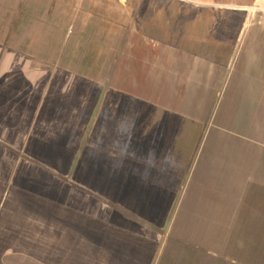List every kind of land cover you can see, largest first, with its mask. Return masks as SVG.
I'll use <instances>...</instances> for the list:
<instances>
[{
  "label": "rangeland",
  "instance_id": "rangeland-1",
  "mask_svg": "<svg viewBox=\"0 0 264 264\" xmlns=\"http://www.w3.org/2000/svg\"><path fill=\"white\" fill-rule=\"evenodd\" d=\"M2 2L6 4L5 0ZM183 2L188 3L189 7H195V12L191 13V17L197 18L198 25L204 26L205 24L207 30L211 32V36H220L230 40L227 45H203L204 52H197L200 55L203 53L205 58L214 60L212 63L214 65L227 62L226 57L230 56L232 62L227 73L233 71L235 81L240 78L232 84L231 95L229 89L219 94L222 96L221 102L223 97L228 100H224L222 106L219 102L218 108L211 110L213 115L211 120L205 124L204 140L199 143L201 150L203 148L214 149L216 157L208 155L205 158V163H201L203 160L201 154L203 153L200 151L199 157L194 159L195 163L193 161L190 169L185 171L186 166L160 168L159 161L165 156L164 153H161L158 159L148 161V165H152V170L142 166L137 168L138 170L142 169L140 174H144V176L151 172L156 173L158 170L157 175L137 180H156L160 186L153 188H167L166 190L157 192L152 191L150 187L147 194H143V200L140 195L136 194V190H133L135 189V180L124 177L118 179L123 188L114 190V186L109 185L108 191L112 192L111 195H102L104 191L108 192L104 190L105 182L99 180L100 177L102 178L100 171L103 166L100 162L104 159L103 157L111 159L112 162L113 158L128 154V156H124L129 161L135 148L150 151L147 148H150L153 141L150 139L151 137L147 136L149 131L147 128L150 125L152 129H158L162 125L160 121L149 122L150 119L146 117L148 113L143 112L142 115L146 116L138 120L140 127L127 130L131 127L126 126L129 123L123 119L121 120L125 123L120 128L119 123L116 124L110 117L102 120L104 127L100 125V117L92 116L90 120L76 118L75 123L78 129L73 135L56 136L54 134L57 133L56 127L51 122L52 120H26L22 123V130L13 133L11 140L8 139V141H13L12 152L0 154V169H2L0 177L3 180H7L6 177H9L8 175L16 169L15 180L12 184L0 182V208H2L0 216L2 210L8 211L0 221V239L3 242V245H0V254L5 263L13 254L15 256L22 254L27 257L33 254V260L38 259V264H108L109 259L114 258L113 253L109 252L107 247L104 248L101 244L99 248L95 247L91 239L75 233L72 228L64 225L60 217L52 210L57 205L53 198L46 199L39 194L29 197L24 194L27 192L24 189L25 184L34 182L40 187L48 182L45 187H48L51 196L57 197L65 191L63 187L61 189L59 180L66 175V181L69 182L67 184L71 187L76 185V188H80L81 193L86 196L72 199L71 201H74L75 205L70 201L69 206L74 205L88 212L95 210V214L98 216L95 221L98 222L99 230L103 234L107 233V229L110 230L109 234H114V230L120 225L129 226L131 232L136 230L147 239L157 233L163 235V233L170 232L172 226L175 227V230L184 231L188 226L187 218L192 215L194 209L202 218L211 221L212 228H219L221 231V242L224 243L226 240L227 244L226 250L228 251L226 253L229 256V264H264V0H183ZM22 8L19 11L17 23H15L16 26L9 27L14 21L13 19H16L14 18L16 10H13L11 18H5L9 25H3L0 28V33H4L5 36L9 29H11V34H13L12 30L17 34L26 33L31 28L30 18L42 17L45 11L43 8L39 12H34L24 6ZM49 18L58 21L59 28L60 25L62 28L66 25L68 27L69 38H67L68 41H65V45L64 40L59 39V32H53L47 42L53 45L48 48L55 51L54 58L64 51V64L61 65H66L73 72L66 74L69 76L68 79H73L71 80V94L74 93L79 97L80 94L91 92L89 90L91 85L83 84L84 80L76 79L75 75L89 77L88 80L97 79V77L103 78L106 91L108 89L113 91L116 87L120 90L127 89L126 77L131 74L135 76L140 68L139 65L133 64L134 61H138L133 57H137V53L143 57L150 54V50L146 46L143 47L141 36L131 35L128 44V36L120 35L124 42L121 44L119 54L120 56L123 53L130 55L124 61L120 56L115 61L118 52L116 47L120 42L115 41L117 36L108 34L110 30L105 29L103 24L96 27H102L105 35L98 36L100 42L97 43L98 40L94 43V37L90 35L92 34L90 31L94 30L92 23L90 25V22L89 24L88 22H78L77 28L86 33L82 34L85 36L84 39H76L72 35V30L74 26L76 27L75 23H61L59 16ZM5 21L4 23H6ZM55 26L56 23L54 28ZM43 27L42 24L38 30L42 31ZM169 34L164 33L166 36ZM148 35L155 36L159 33ZM235 37L237 38L235 39ZM219 38L216 37L215 40H219ZM222 57H225L224 60H221ZM235 58H237L236 62ZM65 59H68V64ZM112 63H115L114 66ZM217 69H211L214 70L211 71V75L216 73ZM114 77L118 78L116 79L118 82L115 84L113 83ZM247 77L250 81L251 77H254L257 82L244 83V79ZM150 82H152L151 79ZM137 85L140 88L144 84L138 80ZM49 90L51 91L48 87H42L40 93L43 95ZM223 93L227 95L224 96ZM46 94L48 95V93ZM228 96L230 97L228 98ZM116 102L114 101L115 104ZM82 104L80 100L75 103L78 109H81ZM110 104L112 102L106 106L109 107ZM90 107L93 109L92 103H90ZM206 111L208 110L203 109V112ZM171 119L173 118H166V120H170L165 124L168 129L171 125H175L174 120ZM37 124L39 128L44 127L43 132L37 130L30 133V129H39L36 127ZM110 124H114L115 128L107 126ZM26 129L27 131H25ZM84 129L85 133H83ZM45 133L49 134L45 135ZM72 137H76V140L71 144ZM191 137L189 135L188 141L183 142L187 149H191ZM44 138L47 141L43 146ZM157 141L155 149L161 147L168 149L174 145L171 144L172 141L169 137ZM90 142L92 148L87 149ZM176 146H178L177 149L184 152L181 141L177 142ZM57 147L62 148L60 153H55ZM91 156L95 159L94 161L99 160V163L94 162L95 180L88 182L85 179H79L76 183L72 182L70 169H77L74 172L79 173L82 178H86V175L82 173L87 171L86 162L91 161ZM219 158L224 164V169L228 168L227 171L219 172L220 162L217 163ZM64 161L67 166L62 165ZM44 163L48 167L53 165L56 167L44 168ZM76 163L77 165L72 167L71 164ZM110 166L113 172V164L110 163ZM213 166H217L218 169H213ZM115 167L117 172H123L125 169L127 175L134 170V165L130 162H118ZM164 170H170L172 173L166 175L162 173ZM198 170L201 175H195V171ZM62 174L64 175L62 176ZM198 177L199 180H197ZM193 178L195 181H191ZM180 180L184 181L181 183ZM87 186L90 187L89 191ZM84 188H87L91 194L82 191ZM191 197L197 199V204H194ZM26 198L29 199L27 204ZM41 198L46 200L43 201ZM140 200L145 201V209L139 207ZM12 240L17 243V245L13 244L14 251L12 250ZM27 240L30 243L37 241L38 248H34V243L30 248L32 245H29ZM47 256H49V261L45 262Z\"/></svg>",
  "mask_w": 264,
  "mask_h": 264
},
{
  "label": "crops",
  "instance_id": "crops-1",
  "mask_svg": "<svg viewBox=\"0 0 264 264\" xmlns=\"http://www.w3.org/2000/svg\"><path fill=\"white\" fill-rule=\"evenodd\" d=\"M5 2L6 4H3L2 0H0V28L3 25H9L5 18H11L14 13L13 10H16V16H14L16 19H13L14 21L9 27L16 26L15 23H17L19 11L23 9L22 6L28 7L34 12H39L41 8L45 11L42 17L30 18L29 25L31 28L26 33L17 34L12 30L13 34H11V29L5 36L3 35L4 33H0V154L12 152L14 148L13 141H8V139L11 140L15 132L22 130V123L26 120L50 119L56 127L57 133L54 134L63 136L65 134L73 135L75 130L77 131L76 118H88L90 120L92 116L100 117V125H103V127L105 125L102 120L110 117L116 124L119 123L118 126L120 128L125 123L121 120L123 119L129 123L126 126L131 127L127 130H134L140 127L138 120L144 116L142 113L146 112L148 115L145 116L150 119L149 122L157 120L162 124L158 129H152L150 125L147 128L149 130L147 136L151 137L150 139L153 141L150 144V148H147L150 151L135 148V152H133L129 161L124 156L126 154L113 158L112 162L111 159L103 157L104 159L100 162L103 166L100 171L102 178L100 177L99 180L105 182L104 190L108 191L109 185L114 186V190L120 187L123 188L121 186L122 183L118 179L125 177L129 180H135V189L133 190H136V194L142 198L143 194H147L151 188L152 191L157 192L167 189L153 188L160 186V183L156 180H137L157 175L158 170H156V173L151 172L144 176V174H140L142 169L138 170L137 168L142 166L152 170V165H148V161L158 159L159 154H165L164 158L159 161L160 168L168 169L169 167L172 168V166L174 168H182L180 166H186L185 171L190 169L194 159L199 157L200 151L203 153L201 154V159L203 158L201 163H205L206 156H215L216 152L214 149L203 148L201 150L199 146V143L204 140L205 124L211 120L210 118L213 115L211 110L217 109L218 103L221 102L222 96L219 94L223 91L226 92L227 89L230 92L232 84L240 78L235 81L233 71L227 73L232 62L230 56L226 57L227 62L214 65L212 64L214 60L205 58L202 55L203 53L200 55L197 52H204L203 45H227L230 40L220 36H211V32L207 30L205 24L204 26H201L202 24L198 25L197 18L191 17V13L194 14L195 12V7H189V4L184 3L183 0H5ZM56 16H59L61 23L69 24L71 22L76 24V27L74 26L72 30V35L76 39H84L85 36L82 34L86 33L77 28L78 22H88V24L90 22V25L92 23L94 30L93 32L90 31L92 33L90 35H93L94 43L99 40V37L105 35L102 27H96L103 24L105 29L110 30L108 34L111 36L114 34V36H117L115 41L120 42L116 47L118 52L115 61L119 59V49L124 42L120 35L128 36V44L130 43L131 35L142 37L143 47L146 46L150 50V54L143 57L136 52L137 57H133V59L138 61H134L133 64L139 65L140 68L135 73V76L131 74L126 77L127 89L123 88V90H120L116 87L117 90L108 89L106 91L103 85L105 84L103 78L97 77V79L88 80L89 77L75 75L76 79L84 80L83 84L91 85V88H89L91 92L80 94V97L74 93L71 94V80L73 79H68L69 76L66 73L72 74L73 72L66 65H61L62 63L64 64V51L54 58L55 51L48 48L53 47L52 44L47 42L52 37L51 34L53 35V32H59V35H57L60 36L59 39L64 40V45L65 41H68L67 38H69L67 25L64 28L60 25L59 28L57 26L58 21H53L52 18H49H55ZM55 23L56 26L54 28ZM42 24L44 29L39 31L38 27ZM35 29L36 31H34ZM208 29L210 30V28ZM158 33L159 35L155 36L148 35ZM164 33L170 34L166 36ZM216 37H220L219 40H215ZM99 42L100 40L97 43ZM111 51L113 52L112 49ZM127 52H129L128 49ZM129 55L123 53L120 58L124 61L129 58ZM224 58L222 57L221 60H224ZM65 61H67V64L69 63L68 59H65ZM236 61L237 58H235ZM112 64L114 66L115 63ZM129 64L131 65V63ZM211 69L218 70L212 74L214 75L213 77H211V71L214 70ZM27 76L30 79H26L28 78ZM116 79L118 78L113 79L114 84L118 82ZM150 79L152 82H150ZM251 79L250 81L247 77V79H244V83L257 82L256 78L251 77ZM138 80L144 84L140 88L137 85ZM153 82L155 83L153 84ZM94 85L96 86L95 88L93 87ZM42 87H48L51 91L49 90L42 95L40 93ZM223 94L224 96L227 95ZM147 98L155 100L150 101ZM79 100L83 103L80 106L81 109H78V106L75 105ZM117 100L119 102H116ZM110 102L112 104L109 107L106 106ZM90 103H92L93 109L90 107ZM203 109L208 111L203 112ZM96 111L98 112L96 113ZM167 117L173 118L171 120H174L173 122L175 123L169 129L165 125L166 122L170 121L166 120ZM107 126L115 128L114 124ZM36 127L39 128V125L37 124ZM43 128L30 129V133L37 130L43 132ZM83 131L85 133V129ZM48 134L45 133V135ZM189 135L192 136L190 140L191 149H187L183 143L188 141ZM168 137L172 141L171 144H174L171 148L163 149L161 147L155 149L157 140H164ZM75 140L76 137H72V142L70 143L72 144ZM46 141L47 139L44 138L43 146ZM180 141L184 152L181 149H177L178 146L176 144ZM89 148H92L91 142L87 149ZM60 150L62 148L57 147L55 153H60ZM63 150L69 151L70 149ZM90 160L88 162L89 165L86 162L87 171L82 173L86 175V178H82L79 173L74 172L75 168L73 170L70 169L72 182L76 183L79 179H85L88 182L95 180L96 169H93L95 168L94 162L99 163V160L94 161L95 159L92 156ZM66 161L62 163L63 166H67ZM118 162L133 163L134 170L129 175L126 174L125 169L123 172H117L115 165ZM219 162V172L227 171L228 168L225 167L224 169L221 158H219L217 163ZM110 163L113 164V172L111 171ZM71 165L74 167L77 163ZM71 165L68 166L71 167ZM49 167L44 163V168ZM193 167L195 166L193 165ZM213 169L218 168L213 166ZM170 170H164L162 173L169 175L172 173ZM15 171L16 169L8 175L9 177H6L7 180H3L0 177V182L12 184L15 180ZM196 174L201 175L199 170L195 171ZM177 175H179L178 172ZM199 177L197 180H199ZM183 181L180 180L181 183ZM191 181H195V178ZM59 182L61 189L63 187L65 191L57 195V197L51 196L49 189H47L48 187H45L48 182L40 187L34 182L27 183L24 188L27 192L24 194L29 197L39 194L46 199L53 198L57 205L52 206V210L60 217L64 225L72 228L75 233L77 232L81 236L85 235L91 239L95 247L99 248L101 244L104 248L107 247L109 252L113 253L114 258H110L108 264H229V256L226 253L228 251L226 250L227 244L226 240L224 243L221 242V231L219 228H212L211 221L207 218H202L194 209L192 210V215L187 218V231L175 230V227L172 226L170 232L163 233V235L162 233H157L147 239L145 236L142 237L136 230L131 232L129 226L123 227L120 225L114 230V234H109V229H107V233L103 234L99 230L98 222L95 221L98 217L95 214V210L88 212L85 209H79V207L74 206L75 202L71 201L77 197H86L81 193L80 188H76V185L69 186L67 184L68 181H66V175ZM89 188L88 191L90 190ZM40 189L43 192L38 191ZM46 189L47 191H45ZM82 191L91 194L87 191V188L82 189ZM111 193L104 191L102 195H111ZM44 198L41 199L45 201L46 199ZM191 198L194 204H197V199L195 197ZM142 199L144 200V198ZM26 200V204L29 203V199L26 198ZM143 200H140L141 205L139 207L141 209H145V201L143 202ZM70 201L74 204L71 207L68 204ZM191 204L193 203L191 202ZM152 207L155 208L157 206ZM1 212L0 221L8 211L2 210ZM20 242L23 243L22 241ZM43 242L45 243V240ZM36 243L37 241L32 243L28 241L29 245L33 244L35 245L34 248H38ZM13 244L17 245L16 241L12 240V250L14 251ZM0 245H3L1 239ZM11 256L5 263L4 259H2L3 256L0 254V264H38L39 261L36 258L35 261L33 260V254L30 257L22 254H17V256L13 254ZM48 257H46L47 260L45 262L49 261Z\"/></svg>",
  "mask_w": 264,
  "mask_h": 264
}]
</instances>
